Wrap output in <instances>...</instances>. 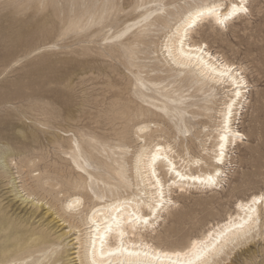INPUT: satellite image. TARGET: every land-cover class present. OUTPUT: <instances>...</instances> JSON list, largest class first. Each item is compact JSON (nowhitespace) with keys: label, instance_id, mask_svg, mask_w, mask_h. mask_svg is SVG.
Instances as JSON below:
<instances>
[{"label":"rangeland","instance_id":"374dc122","mask_svg":"<svg viewBox=\"0 0 264 264\" xmlns=\"http://www.w3.org/2000/svg\"><path fill=\"white\" fill-rule=\"evenodd\" d=\"M142 1L0 0V264L24 259L25 264H87L84 245L91 228L86 220L93 209L134 196L143 214H149L145 192L151 190L150 181H141L145 171L142 163L136 165L142 147L168 143L167 156L176 164L172 172L169 159L156 165L167 190L163 187L164 199H171L161 205L159 219H149L152 227L142 231L150 244H187L234 216L240 201L264 195V0H248L249 11L226 27L202 23L191 35L241 68L250 85L232 117L241 136L228 145L220 165L214 160L223 111L232 96L227 84L204 81L194 66H176L164 48L170 28L156 24L136 30L137 38H113L146 9L162 7ZM237 1L223 0V8ZM164 3L165 11L155 12L150 21L204 0ZM170 19L173 26L177 19ZM188 78L204 81V90L196 91L200 82L188 89ZM164 89L186 97L184 122L163 110ZM141 125L149 129L139 133ZM72 140L85 151L87 172L70 158ZM92 157L118 170L123 165L124 181ZM198 159L199 165L190 164ZM216 167L223 172L218 186L184 189L179 186L185 178H176L172 192L167 188L175 171L197 174ZM76 196L80 206L66 209ZM262 225L263 216L248 242L229 243L208 264H264Z\"/></svg>","mask_w":264,"mask_h":264},{"label":"bare ground","instance_id":"6f19581e","mask_svg":"<svg viewBox=\"0 0 264 264\" xmlns=\"http://www.w3.org/2000/svg\"><path fill=\"white\" fill-rule=\"evenodd\" d=\"M146 1L147 0H145V2ZM151 2H158L159 4H161L162 7L158 8V9H155V8L154 9H149V8L146 9V11L140 15L139 20H137L136 22H134L132 24L127 25L126 28L121 33L113 36V38L114 39H122L123 37H125L128 34L134 35V37L137 38V35L135 33L136 30H139V32H141V31H144L143 28L150 27V26H153L156 24H159L164 28H170V32H169L170 35H167V34H166L167 36L165 35L167 40L165 42L166 44H165L164 48H166L167 53H169V55L171 56V58L174 61L176 66L178 65L181 67H188V68L191 66H194L193 68L197 69V72H199V74L201 75V78H203L204 81L214 82L215 84H220V85L227 84V86H225V87L229 88V91L232 93V96H231L230 100L226 103V107H225L224 111L222 110L223 111V115H222L223 120L221 119L222 123L220 125V129L222 131L220 130L221 132H220L218 139H217L218 142L217 143L215 142L217 144V152L216 153H218V154L214 160L217 163V165L223 164L225 152L228 148V145H230L231 142H236L241 136L239 131L235 130L232 127V124H231L232 123V117H233V114L235 113L234 111L238 110L237 107L244 105V103H245L244 100L246 98L247 89L250 87V85L248 84V81L246 80V78L244 76H242L243 75L242 73H239V77L221 75V73L225 72L228 68H231L233 70V72H235L237 70L240 71L241 68H236L232 62L228 61L224 57H221L219 55L211 53L210 50L208 49V46L206 48H202V50H198L201 48L203 43L198 44L191 37L192 33L202 23H205V24L207 23L209 26H212V27L213 26L221 27L220 25H218L216 23L214 17L205 16L202 19H197L194 27L188 31L189 39L186 40L182 45L181 44V37L183 36L184 30L187 26L186 21L190 15L191 16L195 15L196 11L198 10V6L192 7L190 9H185V11L177 12V13H175L173 11H167L165 14H157L150 21V18L152 17V15L155 12H157L159 10L165 11L164 8L166 6V4L164 3V0H153ZM149 3H147V4H149ZM213 3L221 4V11L226 13L227 11L230 10V6L233 3H235L237 5L243 3L247 7L248 0H238L237 2H230L228 4L227 8H225V9L223 8L224 7L223 0H218L217 2H213ZM213 3H208V0H204V3L202 5H210ZM114 8H115V5H112L109 10H114ZM247 9H248V7H247ZM243 14H245V13H240V14L235 15L232 18H230L227 21V25L230 24L232 21L236 20L237 18L241 17ZM170 17H175L177 19V21H175L176 23L173 26L171 25ZM144 23H145V25H144ZM126 40L129 41L130 37L127 38ZM182 73H185V72H182ZM174 76H175V74H174ZM195 76H197V74H195ZM240 78H242V83H240L239 87H237L233 83V81H234V79L239 80ZM204 81L201 82L200 79L188 78V89L192 88V86L195 82L196 83L200 82L201 85L198 87V89L196 91L202 92L204 90L205 85H206L204 83ZM164 91H165V94L163 96L167 99V103H164L163 110H166L167 113H174L175 117L178 116L180 118L179 120L181 122H184V115L187 113V109L185 107L183 108L182 106H184L187 103L186 97L184 95H178V96L174 97L170 90L164 89ZM237 91L240 92L239 96L236 95ZM202 97H204V96H202ZM213 97H214V95H213ZM229 106H231V115L230 116H229ZM204 109L208 110L209 108L204 107ZM235 118L237 119L236 116H235ZM199 124H200V122H199ZM145 125L144 126L141 125L142 127L138 126L139 128L137 131L139 133L143 132L144 129L147 128V126H145ZM185 128H186L185 130H187V133H188L189 132L188 128L187 127H185ZM147 129H149V127ZM216 129H217V127H216ZM3 130H4V128L0 127V133H2L1 131H3ZM189 130H190V128H189ZM179 132H183V130L179 129ZM184 135H186V134H184ZM222 137H223V139H222ZM141 138H142V136H141ZM175 138H176V136H175ZM174 141H176V140H174ZM176 142H178V140ZM167 144L168 143H166V145ZM184 144H185V142H184ZM166 145L158 144V145L154 146V148H152L151 150H148L147 148L143 149V147H142V149L139 148V149H141V151L138 150L139 153L136 156L137 167L139 168V164L142 163L143 167H141V168L142 169L144 168V171H145V175L143 173L144 176H142V173H141V177H142L141 181L143 183L150 181V183L147 182V184L149 183V185L151 186V190H148L147 192L144 191L146 193V195L149 196V198L151 200V202H148L149 204L146 203L148 205V207L153 203H159L160 205H162L165 200L168 202L171 199V197H170V199L166 197L167 199H163L162 201L160 200L159 188L153 186L155 183V180L153 179V177L151 175L153 168L156 169V165L158 164L160 159H162V158H165L166 160L169 159V156H167V154L169 152L167 153V151H166L168 146H166ZM221 146H223V147H221ZM231 146H233V145H231ZM70 149H71L70 158H71L72 162L76 165L77 168L82 169L83 171H86L85 165L88 166L89 161L86 160V158L84 157L85 151L81 147L80 143L77 142L76 140L75 141L72 140ZM157 149H160V151L157 152L156 151ZM185 151H186V149H185ZM212 152H213V150H212ZM228 152H229V150H228ZM153 155L157 156L155 163H153L151 160V157ZM145 157H146V159H144ZM82 158L84 160L83 162L81 161ZM92 159H95V158L92 157ZM116 159H117V157H116ZM193 159H195V158H193ZM95 160H96V163L101 168L105 169L108 172L113 171L119 177V180L124 181L125 172L123 170V165H119V170H118L105 161H102L99 159H95ZM172 160H175V158L169 159V161L167 160L168 161L167 166L169 167V169L167 168L168 172L169 171L172 172V170H173V168H171L170 165H174V166L176 165V164H174V162ZM190 160H192V159H190ZM116 162H117V160L114 161V163H116ZM200 162H202L201 159H198V160H194L193 163H190V164H194V165L198 164L199 165ZM141 168H140V170H141ZM185 168H186V166H185ZM189 168L192 169V167H189ZM8 169H9V167H8ZM221 170L222 169L216 167L213 172L206 171V172H198L197 174H193V173L184 174L185 172L181 173L180 171H175V173L179 172L180 175L175 177V178H172L173 180H172V182L167 184V188L169 189L170 192H172V190H171L172 187L177 185L179 182V181H177L176 178H179L180 181H181V179L185 178V182L183 184L181 183V185L179 186L180 188L185 189L186 186L189 187L191 185H197V186L199 185V186L206 187V188H212L214 186L219 185L220 179H221L222 173H223ZM184 171H185V169H184ZM141 172H143V171H141ZM89 175L91 176L90 173H89ZM158 177H160V176H158ZM209 177H211L212 181L215 182L214 184L212 183V181H209ZM152 180H154V182H152ZM125 182H126V180H125ZM161 186H162V188L164 187L163 183ZM137 187H138V185H137ZM165 187H164V190H166ZM147 188H149V187H147ZM179 190H181V189H179ZM139 193L143 194L142 191ZM170 194H172V193H170ZM134 195H135V193H134ZM261 196H264V195H253L249 200L247 199V201H240L238 203V205L236 206L237 213L234 216H230V217L228 216L229 218L226 221L212 226L211 229L206 234L202 235L201 237L192 238L187 244H181V245H175V246H166V247L150 244V242L146 241L142 235V231H144L148 227L147 225H149L150 227H152V225H153V223H151L149 221L150 217L152 216V211H150L149 214H143V211L140 207L142 205L136 201L134 196L130 197V198H125V199H116L111 204H107V205L105 204L104 207H101L97 210L93 209L94 211L92 210V212H91L92 214H90V216L87 218L86 224L89 225V227L91 228V231H90V233H88V238L85 241V245H84L85 246V261L87 264H93V261H95V264H108V263H116V264H208L215 256L219 255V253H221V251L223 252L224 248L229 243L232 244L235 241H238V240L240 241V239H238L237 237L239 236V234L241 232H247L249 229H252V231L257 229L258 222H259L261 216H263V225L262 226H264V200H261L259 203L253 204V198L254 197H261ZM136 197H138V196H136ZM149 198H148V200H149ZM137 200H138V198H137ZM77 201H79L78 204H77ZM145 201H147V200H145ZM131 202H133V204ZM80 204H81V198L80 197H78V196L72 197L70 200L68 199V203L65 205V208L66 209L67 208L68 209L78 208L80 206ZM70 205L72 207H70ZM143 205H144V203H143ZM145 207H146V205H145ZM160 207L158 209H155V213H156L155 218L156 219L157 218L159 219L158 214L162 213V211L159 210ZM250 207L255 208V211H249ZM163 212H164V210H163ZM133 213H135L140 218L138 221H133V219H132ZM250 217H251V219H249ZM144 220L148 221L147 225L144 223ZM129 221H132V222L129 223ZM192 221H194V220H192ZM158 222H159V220H158ZM181 222L183 225H187L188 224V218H184ZM118 224H119V227H117ZM241 226H243V227H241ZM0 229H2V228H0ZM260 229H261V227H260ZM262 229H264V228H262ZM2 231H4V230H0V235H1ZM121 232L123 233V235H121ZM45 239L46 238L43 237L42 241ZM112 240L114 241V243H112ZM246 242H248V241H246ZM24 260L22 262H18V261H10L9 262L8 261V262H4L3 264H25Z\"/></svg>","mask_w":264,"mask_h":264},{"label":"snow or ice","instance_id":"6c2138e0","mask_svg":"<svg viewBox=\"0 0 264 264\" xmlns=\"http://www.w3.org/2000/svg\"><path fill=\"white\" fill-rule=\"evenodd\" d=\"M247 11H248V9L243 3H241L239 5L233 3L230 6V10L227 11L226 13L221 11V4H219V3H213V4H210V5H200V6H198V10L196 11L195 15L194 16L190 15L188 17L187 21H186V25L187 26H186V28L184 30L183 36L181 37V44L183 45V43L186 40L189 39L188 31L191 28L194 27L197 19H202L205 16L214 17L215 21H216V23L218 25H220L221 27H226L227 26V21L230 18H232L233 16L238 15L240 13H246ZM206 47H207V44H203L201 46V48L198 49V50H202V48H206ZM221 75L239 77V70L233 72V70L231 68H228L225 72L221 73ZM233 83L237 87H239V84L242 83V78H240L239 80L234 79ZM236 95L239 96L240 92L237 91ZM230 115H231V106H229V116ZM222 139H223V137H222ZM221 147H223V146H221ZM156 151L159 152L160 149H157ZM156 159H157L156 155H153L151 157V160H152L153 163H155ZM170 167L174 168L175 166L174 165H170ZM151 175H152V177L155 180V183H154L153 186L159 188V198L162 201L164 199L163 188L161 186L162 185V181L158 177L155 168H153ZM176 175L179 176L180 173L177 172ZM209 181H212L211 177H209ZM212 183L214 184L215 182L212 181ZM261 200H264V196L254 197L253 198V204L259 203ZM78 203H79V201H77V204ZM160 206L161 205L159 203H153V204H151L149 206L150 207V211H152V217H150V218H154L155 217V215H156L155 209H158ZM70 207H72V206L70 205ZM249 211H255V208L250 207ZM132 219H133V221H138L140 218L135 213H133L132 214ZM249 219H251V217ZM131 222L132 221H129V223H131ZM144 223L147 225L148 221L144 220ZM117 227H119V224L117 225ZM241 227H243V226H241ZM251 232H252V229H249L247 232H241L237 238L240 239L241 241H246L248 239L249 235L251 234ZM121 235H123L122 232H121ZM93 264H95V261H93Z\"/></svg>","mask_w":264,"mask_h":264}]
</instances>
